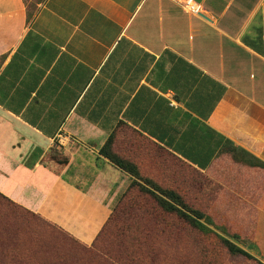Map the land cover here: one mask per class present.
<instances>
[{
  "label": "crops",
  "instance_id": "obj_1",
  "mask_svg": "<svg viewBox=\"0 0 264 264\" xmlns=\"http://www.w3.org/2000/svg\"><path fill=\"white\" fill-rule=\"evenodd\" d=\"M180 1L0 0V192L89 245L131 182L112 136L142 176L234 173L264 261V0Z\"/></svg>",
  "mask_w": 264,
  "mask_h": 264
},
{
  "label": "rangeland",
  "instance_id": "obj_2",
  "mask_svg": "<svg viewBox=\"0 0 264 264\" xmlns=\"http://www.w3.org/2000/svg\"><path fill=\"white\" fill-rule=\"evenodd\" d=\"M233 161L238 154L230 153ZM52 149L48 164L60 160ZM176 190L192 208L209 215L218 233L239 235L243 249L258 245L257 206L238 201L234 173H206L182 160L171 171L154 175ZM260 242V241H259ZM264 244L261 241L259 245ZM0 264H264L253 255L231 254L214 233H202L175 213L159 207L137 186L128 187L105 228L89 245L9 203L0 196Z\"/></svg>",
  "mask_w": 264,
  "mask_h": 264
},
{
  "label": "trees",
  "instance_id": "obj_3",
  "mask_svg": "<svg viewBox=\"0 0 264 264\" xmlns=\"http://www.w3.org/2000/svg\"><path fill=\"white\" fill-rule=\"evenodd\" d=\"M112 141L113 137L110 136L105 143L101 146L99 149V153L106 157L110 162H112L114 165H116L118 168L123 170L124 172L128 173L131 176V182L129 187L137 186L138 190L140 192L149 194L152 196L159 207L163 209L166 212H172L175 213L179 218L185 220L188 222L192 227L196 228L202 233L208 234V233H214L218 238L220 239L222 245L227 249V251L231 254H240L247 258H253V256L243 249L241 246H239L234 239H238V235H223L221 233H218L215 231V229H218L217 226H215L212 218L205 214L203 211L192 208L189 206L183 199V197L174 189L171 188H164L160 186L157 181L154 179L148 177V176H142L140 172L138 171L137 165L130 161L129 159L122 157L118 154H116L112 149ZM67 159L66 157H62L60 160H58L59 163H66ZM0 196L7 200L9 203L15 205L16 207H19L20 209L25 210L26 212H29L32 215L37 216L38 218L44 220L45 222L51 224L44 218H42L37 213H34L31 210H28L27 208L15 203L12 201L8 196L0 192ZM118 205V204H117ZM112 212L104 224L103 228L99 232V234L102 232V230L105 228L106 224L108 223ZM53 225V224H51ZM55 226V225H53ZM58 228L57 226H55ZM60 229V228H58ZM63 231L62 229H60ZM65 232V231H63ZM66 233V232H65ZM68 234V233H66ZM97 235V237L99 236ZM69 235V234H68ZM70 236V235H69ZM72 237V236H71ZM96 237V238H97ZM73 238V237H72ZM95 238V240H96ZM75 239V238H74ZM76 240V239H75ZM94 240V241H95ZM78 241V240H76ZM93 241V242H94ZM79 242V241H78ZM92 242V243H93ZM91 243V244H92Z\"/></svg>",
  "mask_w": 264,
  "mask_h": 264
},
{
  "label": "built area",
  "instance_id": "obj_4",
  "mask_svg": "<svg viewBox=\"0 0 264 264\" xmlns=\"http://www.w3.org/2000/svg\"><path fill=\"white\" fill-rule=\"evenodd\" d=\"M180 4L187 13L192 15H200L202 13L201 4L194 0H181Z\"/></svg>",
  "mask_w": 264,
  "mask_h": 264
}]
</instances>
